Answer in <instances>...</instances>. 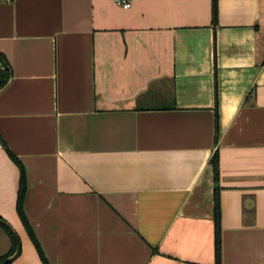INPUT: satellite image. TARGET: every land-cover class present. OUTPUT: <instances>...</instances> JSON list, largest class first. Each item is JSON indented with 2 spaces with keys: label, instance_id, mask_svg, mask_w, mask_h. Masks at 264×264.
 <instances>
[{
  "label": "crops",
  "instance_id": "crops-1",
  "mask_svg": "<svg viewBox=\"0 0 264 264\" xmlns=\"http://www.w3.org/2000/svg\"><path fill=\"white\" fill-rule=\"evenodd\" d=\"M121 1L0 0L17 264L44 263L7 148L50 264H217L218 238L220 264H264V0H218L216 23L214 0Z\"/></svg>",
  "mask_w": 264,
  "mask_h": 264
},
{
  "label": "trees",
  "instance_id": "trees-1",
  "mask_svg": "<svg viewBox=\"0 0 264 264\" xmlns=\"http://www.w3.org/2000/svg\"><path fill=\"white\" fill-rule=\"evenodd\" d=\"M212 13H213V21L216 23L217 19H218V0H214L213 1V9H212ZM0 61L3 62V59L0 57ZM4 63V62H3ZM0 68L3 70L4 72V81L2 83V85L0 87H2L6 81L9 79L10 77V72L8 67L5 66V68H3L2 66H0ZM216 88H217V84H216ZM8 154L10 156V158L12 159V161H14L17 166H19V170H20V184H19V189H18V199H17V204H16V209L18 211V214L22 220L23 225H25L27 232L29 234L30 239L33 241L35 247L37 248V251L39 253V256H41V259L43 261L44 264H50L49 260L47 258V256L44 253L43 247L41 245L40 240L38 239L34 228L32 226V224H30L28 215L26 213V209H24V203H25V199L27 196V187H28V177L26 174V167L25 164L23 163V161L20 160L19 157H17L10 148H7ZM213 164H214V169L216 172V180H218L219 177V172H218V165H219V156H217V154L214 155L213 158ZM215 212H216V220L218 223H220L219 220V216H220V204H219V199H218V194L216 196V208H215ZM13 237V236H12ZM13 241H14V248L8 252L7 254H5L4 256L0 257V263H2L8 256L12 255L16 249H17V241H15L14 237H13ZM220 238H218V245H217V251H218V259H217V264H220V255H221V251H220Z\"/></svg>",
  "mask_w": 264,
  "mask_h": 264
},
{
  "label": "water",
  "instance_id": "water-1",
  "mask_svg": "<svg viewBox=\"0 0 264 264\" xmlns=\"http://www.w3.org/2000/svg\"><path fill=\"white\" fill-rule=\"evenodd\" d=\"M3 81H4V72L0 68V86L2 85ZM0 225H3V226L5 225L9 229V231L11 232L15 241H17L16 251L12 255L8 256L2 263H0V264H9V263H12L13 261H15L19 258L20 254L22 252V241H21V238L19 237L18 233L14 229V227L6 219L0 218Z\"/></svg>",
  "mask_w": 264,
  "mask_h": 264
},
{
  "label": "rangeland",
  "instance_id": "rangeland-1",
  "mask_svg": "<svg viewBox=\"0 0 264 264\" xmlns=\"http://www.w3.org/2000/svg\"><path fill=\"white\" fill-rule=\"evenodd\" d=\"M1 245H2V241H1V237H0V248H2L1 247ZM24 248V247H23ZM23 253H26V251H23ZM22 253V255L20 256V258L18 259V260H16V261H14L13 263H11V264H17V263H19L20 262V260H22L23 259V257H27V259H30L31 257L30 256H28V254H23ZM5 254H3L2 256H4ZM24 255V256H23ZM0 257H1V255H0Z\"/></svg>",
  "mask_w": 264,
  "mask_h": 264
},
{
  "label": "built area",
  "instance_id": "built-area-1",
  "mask_svg": "<svg viewBox=\"0 0 264 264\" xmlns=\"http://www.w3.org/2000/svg\"><path fill=\"white\" fill-rule=\"evenodd\" d=\"M121 3L124 4V7H129L131 5V3L127 0L121 1Z\"/></svg>",
  "mask_w": 264,
  "mask_h": 264
}]
</instances>
